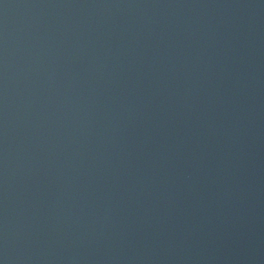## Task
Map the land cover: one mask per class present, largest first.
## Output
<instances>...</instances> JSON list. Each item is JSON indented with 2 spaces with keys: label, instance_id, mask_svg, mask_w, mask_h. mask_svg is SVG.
<instances>
[{
  "label": "water",
  "instance_id": "95a60500",
  "mask_svg": "<svg viewBox=\"0 0 264 264\" xmlns=\"http://www.w3.org/2000/svg\"><path fill=\"white\" fill-rule=\"evenodd\" d=\"M0 264H264V0H0Z\"/></svg>",
  "mask_w": 264,
  "mask_h": 264
}]
</instances>
